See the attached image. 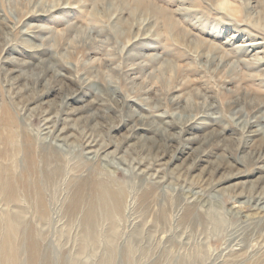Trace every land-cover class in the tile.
I'll use <instances>...</instances> for the list:
<instances>
[{
	"label": "rangeland",
	"instance_id": "obj_1",
	"mask_svg": "<svg viewBox=\"0 0 264 264\" xmlns=\"http://www.w3.org/2000/svg\"><path fill=\"white\" fill-rule=\"evenodd\" d=\"M145 1L0 0V112L4 107L11 105L20 118L27 119L19 115L22 103L16 102L14 98L9 76L15 74L9 71L24 67L18 80L21 84H16L17 87H21L25 81L32 83L30 81L32 78H28L31 77L30 73H33V70L38 71L42 66L39 64L40 59L30 54L26 47L28 44L39 45L43 41L39 38H25L20 30L35 23H44L52 27L51 31H54L53 34L56 36L57 31H62L67 25L66 20L71 21L75 27H80L89 40H83L76 36V33L66 36L65 44H61L57 39L47 40L48 46L55 48L58 58L53 55L42 56L53 64L56 61L59 66L66 61L69 67L64 68L65 76H53L48 72L43 77L44 80H49L55 89L45 98L47 103L41 104L40 109L46 108L48 104L56 106L66 90H77L74 75L88 77L97 87L103 82L105 86L110 84L109 91L102 95L104 100L98 99L92 89H86L84 93H80L84 94L85 101L82 98L74 100L69 104V108H80L83 104L96 99L98 105L91 111L107 110L106 118L97 117L96 123L89 122L90 126L95 124L93 132L99 139L112 140L113 146L109 151L114 150L118 142H121V150L117 151L116 155L120 158L110 159V162L102 161L101 165L108 175L120 184L127 200L132 202L133 215L144 214L147 209L145 205H141L144 190L149 189V186L154 187L151 180H160L155 193L156 200L151 195L149 197L153 201L150 203L154 205L150 209L160 220L153 231L150 229V232L156 233L152 235L151 241L162 246L165 239L159 234L170 232L175 239L183 238L186 242L180 247L171 248V251L165 252L160 249L155 260L145 261L143 264H154V261L161 264L162 260V264H168L164 261L166 257L171 259L169 264H213L214 261L228 257L236 243L242 245V251L246 250L250 244L255 243L254 239L264 228V215L254 210L257 191L260 190L264 194V170L258 169L251 173L255 165H260L254 161L253 151L260 150L258 154L264 161L262 133L264 120L256 122L255 128H260L259 135L247 136L246 132L244 134L239 132L231 121L239 116L241 122L245 123L243 121L252 115L264 116V67L247 66L248 63L243 59H249L255 50L238 46L243 44L247 36L254 41L258 37H264V31H259L250 22L242 20L240 16L243 11L234 16L227 15L217 8L215 0ZM230 1L240 8L246 5L253 6L264 13V0ZM53 4L60 6L68 4L72 8L57 9L54 14H44L40 18L19 22L27 10L35 5ZM11 22H15L14 25ZM131 42L139 45L128 46ZM144 43L156 44L154 52L161 53L162 60L173 64L177 69L172 70L170 65L161 77L156 69L160 63L153 64L156 66L153 69L135 68L133 71H138L139 78L132 79L131 70L127 67L148 53L143 46ZM211 43L230 52L229 62L234 59L238 61L233 71H228L226 67L220 68L219 64L217 66L218 60L214 62L210 60L209 51L213 47ZM150 70L152 72H149ZM250 74H254L253 78ZM70 75L71 78H68ZM112 87L117 89L118 93L113 94ZM176 95L179 96V104L170 99ZM125 97L140 98L149 108H137L133 101L126 106ZM36 105H39L38 102L28 106V109L33 107L31 109L34 110L26 120V125L38 129L42 119L41 113L35 109ZM202 110L218 115L217 122L202 125L184 135L180 134L178 128L180 122ZM167 111L176 113V117L172 119L173 126L161 123L163 119L161 115ZM25 112L27 114L29 110ZM82 112L80 110L72 114L68 123L76 128L81 127L83 133L88 129L85 125L89 124L86 123L89 118L87 113ZM139 114L147 116L145 118L147 122L151 123V120H154V126L165 127L168 133L174 135L172 146L166 152L154 151L147 146L152 139L160 138L158 134L149 132L142 141L126 138L130 125L134 121L139 122ZM167 118L170 119L169 116ZM112 122L120 125L116 131L107 132L108 124ZM65 124L66 122H62L59 127ZM221 127L224 131L219 133ZM68 133H74L75 137L72 138L74 143L80 141L76 139L75 131L70 130ZM191 135H196L197 138L189 143V148L179 153L175 152L174 150L182 145V139ZM126 140L128 142H125ZM144 142L146 145L142 147L145 150L140 147ZM206 147H209V151L203 157L205 160L202 158L193 166V159ZM73 151L72 147L63 150L71 162L79 160ZM156 152H159L161 158L160 165L154 168L161 169L159 173L161 177H156L157 171L149 170L142 180L139 179V175L133 174L136 170L133 169L132 159H137L140 155L147 161H152L156 158ZM64 168L69 169L66 165ZM231 173L238 174L219 184L220 180ZM61 189L63 185L59 186L58 194L55 192L56 200L63 197L60 194L63 192ZM190 192H197L204 197L202 208L195 209L192 205L183 203V194ZM207 203L213 205L210 212L205 206ZM232 204L239 207L231 209ZM215 209L220 213L217 214ZM187 211L188 216L184 215ZM62 220L64 222V218ZM24 222L37 224L33 215L27 216ZM59 228L60 226L52 221L48 225V231L33 237L22 231L8 235L5 221L1 219L0 264H62L68 262L67 257L77 254L82 263L90 264L96 263L103 256V245H99L101 243L93 252L92 246L79 249L80 234L76 226L63 233L59 232ZM131 229L128 224L119 239L120 245L115 250L114 264H125L123 261L126 255L125 243L127 240L130 243L128 234L131 233ZM6 236H9L11 246L4 248ZM32 240L36 243L35 252L38 254L34 261L32 258L34 254L28 248ZM141 250V248L133 250L136 253L130 254L128 264L138 263ZM11 254H16L15 263L9 259ZM244 258L238 262L232 259L231 262L228 258L226 262L249 264L251 260Z\"/></svg>",
	"mask_w": 264,
	"mask_h": 264
},
{
	"label": "bare ground",
	"instance_id": "obj_2",
	"mask_svg": "<svg viewBox=\"0 0 264 264\" xmlns=\"http://www.w3.org/2000/svg\"><path fill=\"white\" fill-rule=\"evenodd\" d=\"M142 1L146 2L145 0ZM215 4L218 9L229 16H234V14L243 11V14L240 16L242 20L250 22L259 31H264V13H262L260 9H255L253 6L248 5L244 8H240L230 0H215ZM71 8L72 6L68 4L62 6H60V4L35 5L32 9L27 10L23 15L24 17L22 19L20 17L18 21L20 19L19 22L28 19L32 20L33 18H40L44 14H54L53 12L57 9L69 10ZM15 22L11 23L14 25ZM66 23L67 25L62 31H57L56 36L53 34L54 31H51L52 27L44 23H35L31 25V27L28 26L20 30V32L25 35V38L30 39L33 37L43 41L39 45L28 44L26 47L30 54L40 59L41 63L39 62V64H42V66L38 71L33 70V73H30L31 77L28 78H32L30 80L32 83L28 81L26 83L25 81L21 87H17L16 84H21L18 80L21 78L20 74L24 70V67L11 69L9 73L13 72L15 76H9L10 88L16 102L22 103L19 115L23 118L25 116V119H29L31 111L34 109H31L33 107L28 109V106L31 103L38 102L39 105H36L35 109L41 113L40 117L42 123L39 125L38 129L28 127L26 125L27 119L24 120L20 118L16 112L13 111L11 105L4 107L0 112V220L2 219L5 221L8 235L22 231L31 237L48 231V225L52 221L56 222L57 226H60L59 232L61 233L76 226L80 234L79 249L92 246L93 252L94 248L98 246L99 243H101L99 245H103V256H101L96 263L92 262L90 264H114L115 250L117 246L120 245L119 239L124 234L123 231L125 227H128L129 224L132 229L131 233L128 234L130 243H128V240L125 243L126 249L124 254L126 255L123 260L125 264L130 262V254L137 248L142 249L137 264L155 260L158 256L156 253L160 249L167 252L171 251L173 247H180L182 244L186 243L183 238L178 240L172 237L170 232L159 234L161 238L165 239V243L162 246L161 244H154L151 241L152 235L156 233L150 232V229L153 231L160 220L150 209L154 205L150 203L153 201H151L149 197L151 195L156 200L155 193L157 188H159L160 180H151L152 183L154 182V187L149 186V189L144 190V197L141 198V205L147 207L144 214L133 215L131 212L132 202L127 200L126 194L122 190L120 184L111 178L101 165L102 161L110 162V159L120 158L116 155L117 151L119 152L121 150V142H118L117 145L115 144L114 150L109 151L111 146H113L112 140L99 139L93 132L95 124L91 125L92 127L90 126L91 123H96L97 120L95 119L97 117L106 118L107 110L105 111L102 109L97 111V109H94L91 111L95 105H98L96 99L83 104L80 108H69V104L74 100L79 98L84 100V94L80 95V93H84L86 89H92L98 99L102 98L104 100L105 98L102 95L105 91L106 93L109 91L111 85L108 84V86H105V82H103L101 84L99 83L101 85L100 87H97L88 77H78L74 75L73 79L77 81V90H66L67 92L65 91L63 93L56 106L48 104L46 108L40 109L41 104L44 105L47 103L45 98L55 89V87L50 84V81L47 79L44 80L43 77H45L48 72L53 76H65L63 72L64 68L69 67L66 61H63V66L60 65L62 66L60 67L56 61L53 64L48 58L43 57L45 55H49V57L53 55L58 58L55 48L48 46L47 40L50 38H52L51 40L57 39L61 41V44H65L67 41L65 37H68L71 33H76V36L81 37L85 41L89 40L80 27H75L72 25L73 23L68 20L65 21V24ZM143 42H145V40ZM131 43L128 44V46L137 47L139 45V43ZM211 45L213 47L209 51L211 53L210 60L212 62L218 60L216 63L217 66L219 64L220 68L226 67L228 71H233L234 65L236 66V62L238 63V61L234 59L232 62H229V58L231 57L229 54L230 52L226 49L223 50L216 44L211 43ZM143 46L148 53L141 58H137L134 63L127 67V69L131 70L130 75H133L131 77L132 79L139 78L137 74L138 71H133L135 68L146 67L148 69H153L156 67H154L153 64L158 65L160 63L156 69L159 71L161 77H163L164 70L170 65H172V70L177 69L173 64L164 62L161 53L154 52L156 44L144 43ZM238 46L240 48H252L255 50L249 59H243V61L248 63L247 66L251 68L259 66L264 67V37H258L257 40L254 41L247 36L245 40H243V44ZM5 60L13 62L10 59L5 58ZM149 72H152V70ZM253 75L254 74H250V77L253 78ZM68 78H71V75L70 77L68 76ZM112 92L115 94L118 93V90L112 87ZM178 97L179 96L176 95L172 96L170 99L173 102L176 101V104H179L180 100ZM132 101L137 108H149L147 105L143 104L140 98H124L126 106L129 105V102L132 103ZM27 110H29V112L26 114L25 111ZM80 110L83 111L82 113L88 114L87 118H89V120L86 123L91 121V123L85 125L88 129L84 130L83 133L81 127L76 128L68 123L71 119V115L80 112ZM168 116L170 119L167 118ZM161 117L163 118L161 123L173 126L172 119L176 117V113L167 111L161 115ZM145 118H147V116L139 114V122L134 121L133 124L130 125L126 138H128V140L136 138L138 141H142L149 132L156 135L158 134L160 138L158 140L156 138L152 139L147 146L154 151L161 150L166 152L167 149L172 146L174 135L168 133L165 127L161 126L160 128L154 126V120H151L150 123L147 122ZM216 119H218V115H214V113L210 111L202 110L193 114L185 121L180 122V124L178 123L179 133L182 135L190 133L192 129L217 122ZM261 119L264 120V116L252 115L243 121L245 123L241 122L242 120L239 119V116L234 120L231 119V121L239 132L241 131L243 134L246 132L247 136L248 134L259 135L260 128H255V126L257 125L256 122ZM62 122H66V124L59 127ZM119 125L113 122L112 124H108L107 132L109 130L116 131ZM248 126L249 128H247ZM252 127L254 128L252 129ZM70 130L76 132V139L80 140L79 142H73L72 138H74L75 135L74 133H68ZM223 131L224 128L221 127L219 133ZM262 133H264V126L262 128ZM196 138V135L186 136L182 139V145L178 146L174 151L178 153L184 151V149L189 148V143ZM125 142L128 141L126 140ZM144 145H146V142L142 143L140 147ZM66 147H72L76 157L79 159H77L78 161L71 162V160L66 157L63 152ZM207 151H209V147L200 151V155L196 156L192 161L193 166L208 154ZM258 151L260 152L258 149L253 151L252 155H254V161H257L260 165H255L251 173H255L258 169L264 170V161L260 159ZM155 156L156 158L152 161H147L145 157L142 158L140 155L137 156V159L133 158V169L134 171L136 170L133 174L139 175V179L142 180V178L148 174L147 172L149 170H154L157 171L156 177L160 178L161 175H159V173L161 169H155L154 166L160 165L159 161L161 156L159 157V152H156ZM175 156L172 157V159L175 158ZM203 160H205V158H203ZM65 165L68 166V170H64ZM236 174L238 173L229 174L225 179L223 178L220 180L219 184H221L222 181L237 176ZM60 185H63V189H61L63 192L61 191L60 193L63 197H61L60 200H56L55 192L57 191L56 193L58 194ZM257 192V195H255L257 198L254 199L256 205L254 210L264 215V194L260 190ZM203 198L204 197L197 192L184 193L183 203L192 205L195 209H198L203 206ZM205 206L208 207V211L213 209L212 203H207ZM235 207L238 208L239 206L235 204L231 205V209ZM215 210L217 214L218 212L220 213L217 209ZM188 213L187 211L184 215ZM29 215L34 216L37 223L36 225L24 222ZM63 218L64 222L62 220ZM154 232L157 231L154 230ZM254 240L255 243L250 244L244 251L241 250L242 245L236 243V246L231 248L233 252H231L228 257L214 261L213 264H227L229 263L226 262L228 258L229 260H237L238 262L244 257H247L244 259L252 261H250L251 263L249 262V264H264V228L262 233L257 235ZM3 246L4 248L11 246L9 236H6ZM28 248L34 254L32 257L34 261L35 258L38 257V254L35 252L36 243L33 240L30 241ZM135 253L136 252H134V254ZM78 256L77 254L67 257L68 262L66 263L65 261L62 264H85L86 262L82 263V259ZM9 259L11 262L15 263L16 254H11ZM170 260L171 259L168 257L164 259L168 264ZM248 260H246V262ZM161 262L163 263V260ZM154 264L158 263L154 261Z\"/></svg>",
	"mask_w": 264,
	"mask_h": 264
}]
</instances>
